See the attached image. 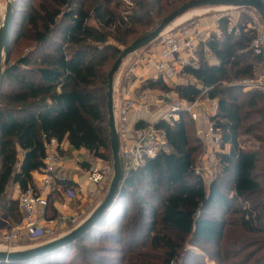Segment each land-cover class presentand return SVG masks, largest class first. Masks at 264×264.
<instances>
[{
  "label": "trees",
  "instance_id": "trees-1",
  "mask_svg": "<svg viewBox=\"0 0 264 264\" xmlns=\"http://www.w3.org/2000/svg\"><path fill=\"white\" fill-rule=\"evenodd\" d=\"M128 1H11L12 43L0 89V214L7 213L11 224L23 218L14 190L35 186L33 174L44 166L50 139L111 161L107 85L124 50L118 45L126 48L148 33L127 45L137 25L153 27L191 0ZM248 18L242 15L230 29L231 16H222L219 33L199 41L196 66L181 71L192 80L174 88L189 102L205 90L217 99L213 120L226 151L209 186L194 171L203 147L191 137L194 121L187 113L173 123L161 120L156 126L172 151L128 172L115 202L90 231L51 253L0 264H186L201 256L191 248L218 264H264V93L240 85L256 78L264 54L252 47L256 32L247 30ZM142 87L170 90L162 79H148ZM147 124L140 120L136 126ZM253 139L258 145L247 147ZM56 183L45 219L59 213L54 195L77 186L70 179ZM144 231L149 240L140 243ZM74 249L79 256H71Z\"/></svg>",
  "mask_w": 264,
  "mask_h": 264
},
{
  "label": "built area",
  "instance_id": "built-area-1",
  "mask_svg": "<svg viewBox=\"0 0 264 264\" xmlns=\"http://www.w3.org/2000/svg\"><path fill=\"white\" fill-rule=\"evenodd\" d=\"M249 9L247 30L253 29L256 32L252 47L256 54H264V21L256 10ZM222 16L224 15L218 17L215 22V32L219 33V20ZM236 25L237 22L231 18L230 29ZM198 40V34L186 25L166 30L151 44V49L138 56L136 62L126 71L125 78L129 80L127 84H132L131 77H137L139 81L137 70L141 67L143 69L141 79L156 78L155 73H158L168 82L173 74V72L170 73L173 66L175 67L174 74L179 71L177 66L180 69L186 65L196 66ZM208 57L212 59V54L208 53ZM142 82L141 80V84ZM240 85L244 91L260 90L264 93V74L260 78L245 79ZM115 92H117L116 89L114 91V112L120 136L121 159L126 174L144 167L148 159L155 158L160 153H170L172 149L167 136L162 129L156 126V123L161 120L173 123L180 119L182 113H187L195 123L199 124L197 136L203 144L201 155L194 169L195 174L202 176L205 182L211 183L214 172L219 167V155L226 151L222 136L213 120L218 107L216 98L208 95L206 101L198 98L189 102L182 98L175 89L157 91L143 87L137 89L132 97H127L119 91L117 94ZM151 97L158 99L157 103L165 105L166 109L156 121L148 123L143 128H134L130 124L131 114L148 111L151 107L149 102ZM205 103L207 106L203 108L202 105ZM137 132L138 134L134 135ZM60 149H62V143L60 144L57 139L52 138L46 142L44 166L36 171L42 176L41 182L21 191L18 198L23 213L21 223L11 224L7 213L0 214V228L3 230L1 234L3 241L0 248L17 249L20 247L21 240L26 237L40 240L50 239L62 233L63 230L69 231L83 221L82 213L73 212L67 208H62L56 218L45 219V224L39 221L40 215L43 216L44 210L49 205L57 180L63 179L57 176V169L63 165ZM112 176V167L102 159L91 163L86 168L90 199L88 203L90 201L92 203V200L99 197L104 186L109 185ZM53 202L58 205L59 200L55 197Z\"/></svg>",
  "mask_w": 264,
  "mask_h": 264
},
{
  "label": "water",
  "instance_id": "water-1",
  "mask_svg": "<svg viewBox=\"0 0 264 264\" xmlns=\"http://www.w3.org/2000/svg\"><path fill=\"white\" fill-rule=\"evenodd\" d=\"M228 6L232 8H251L258 12L264 21V1L263 0H191L179 9L173 11L150 32L138 37L132 44L124 48L108 75L107 85V108L109 133L112 151L113 176L107 187L103 198L96 207L83 219L77 226L65 233L57 234L55 237L45 240H39L35 243L25 245L19 249L0 248V262L24 261L51 253L61 249L82 238L98 222L106 209H108L116 200L121 184L126 177L120 152V136L117 128L114 112V91L116 77L121 69L124 60L152 44L166 30L171 29V25L189 10L200 7H219ZM13 4L6 0L5 13L3 21L0 24V89L2 86L5 65L8 62L9 50L12 43L13 33Z\"/></svg>",
  "mask_w": 264,
  "mask_h": 264
},
{
  "label": "rangeland",
  "instance_id": "rangeland-1",
  "mask_svg": "<svg viewBox=\"0 0 264 264\" xmlns=\"http://www.w3.org/2000/svg\"><path fill=\"white\" fill-rule=\"evenodd\" d=\"M9 1L11 2V1H13V0H9ZM120 1L123 2V5H127V4L129 3L128 0H120ZM5 6H6V0H0V13H2V14H0V24H1L2 21H3V16H4V13H5ZM1 7H2V8H1ZM204 8H209L208 11H207L206 13H203V14H201V15L195 16V17H193L192 19H190V20H188L187 22H185V23L182 24V25H184V26H185V25H186V26H189V27L193 30L194 33H197V34H198V37H199L198 43H199V41H202V42L206 41V39L209 38L210 34H211L213 31H215V29H216V28H215V22H216L217 18L220 17L221 15L228 14L229 16H231L232 20H234L235 22H238L239 19H240V17H241L242 15H248L249 12H250V9H249V8H246V9H245V8H239V9H238V8H231V9H228V10H225L224 12H222V11H217V10L215 11L213 8L210 9V7H200V9H204ZM196 9H199V8H196ZM161 18H162V17H161ZM161 18H160V20H159V21H158L153 27H150V28H146V26L143 25V24H139V25H137L136 28L138 29L139 32H138L135 36H133L134 38H132L131 41H130L127 45H129V44H130L134 39H136L138 36H140V35L146 33L147 31L149 32V31H151L153 28H155V27L159 24V22L161 21ZM182 25H179V26H177V27H178V28H179V27H182ZM118 46H119V48H120L121 51L125 48V46H123V45H118ZM151 46H152V45L150 44L149 46L142 48L141 50L137 51L136 53L132 54L131 56L127 57V58L124 60L122 66H121V69H120V71H119L120 75H121V73H122V81H121V84H120V88H118V87L115 88L116 91H117V92H115L116 94L118 93V91L121 92V90L124 88V86H126V87L129 86V85L127 84V82H129V80H127V78H125V73H126V71L132 66V64H134V63L136 62L138 56L143 55V53L149 51V50L151 49ZM26 50H27V49H26ZM26 50H25V51H26ZM17 54H18V51L15 52V53L13 54L12 59H14V58L16 57ZM196 56L198 57L197 54H196ZM197 59H198V58H197ZM124 64H125V65H124ZM177 67H178V69H179V71H178L177 74H174V73H175V67H174V66L172 67V71H170V73L173 72V74H172L171 78H169L168 82L165 81V80L162 78V76L158 75V73H157V74L155 73V77H156V78H148V79H154V80L162 79V81L170 87V90H167V91H171V90H173L177 85L192 80V77H191L190 75L187 76V75L181 73V71H182L183 68L180 69L179 66H177ZM256 71H257L256 78H257V77L260 78V76L264 74V67L257 68ZM119 73H118L117 77L119 76ZM136 78H137V77H131V82L134 81V80H136ZM139 79H141V78H139ZM148 79H147V80H148ZM141 80H142L143 82H142V84H140L141 82H139L140 86L138 87V89L142 88L144 82L146 81V80H143V79H141ZM115 87H116V86H115ZM126 87H125V88H126ZM155 90L160 91V90H164V89L157 88V89H155ZM134 93H136V91H135ZM208 95H209L208 91H207V92H204V94H203V96H202V98H203L204 101H206V98H207ZM203 106H204V107H203ZM206 106H207V103H205L204 105H202L203 108H206ZM159 116H160V115H159ZM106 127H107V130H108V133H109V124H108V121L106 122ZM198 128H199V124L194 122L193 129H192V131H191V137H192V138H193V134L197 136ZM197 137H198V136H197ZM254 144L258 145V143L253 139L252 142L247 143L246 146H247V147H251V146L253 147ZM111 152H112V151H111ZM76 154H77V153H76ZM110 155H111V154H110ZM78 156H79L80 159L82 158V159H81L82 161L87 160V159H90V161H91L90 163H95V162H97V161H100V159L93 158V157L91 156V154H89V155H85V154L79 153ZM111 157H112V156H111ZM103 161H104V160H103ZM104 162H106L108 165H110V166L112 167V158H111V161H110V162H107V161H104ZM112 169H113V167H112ZM259 172H260V171H259ZM218 173H219V167L216 168V170H215V172H214V177H215L216 175H218ZM214 177H213V178H214ZM213 178H212V179H213ZM87 182H88V181H87ZM206 185L209 186V182L206 181ZM106 186H107V185H106ZM107 187H108V186H107ZM107 187L104 186V189H103V190L101 191V193L98 195L99 197H98L97 199H95V200H92V201H93V203H92V204H93V208H92V209H89V211L87 212V214L90 213V212L96 207V205L98 204V202L103 198V196H104L105 193H106ZM74 191H75V190H73V191H71V190H70V191H67V194H72ZM87 196H88V198H89V195H87ZM57 197H58V199H59V196H58V195H57ZM100 198H101V199H100ZM59 200H60V199H59ZM89 200H90V199H89ZM92 204H91L89 207H91ZM82 215H84L83 218H85L86 213L83 212ZM56 235H57V234H56ZM251 237H255V236L252 235ZM139 238H140V243L149 240L148 237H147V233H146L145 231L142 232V234L139 235ZM41 239H43V238H41ZM24 240H25V239H24ZM24 240H21L22 243H21V242H20V243L23 244V243H24ZM2 241H3V239H2V235L0 234V244L2 243ZM88 245H91L92 247H93V246H94V247H97V246L100 245V243H93V244H92V243H89ZM144 249H146V248H144ZM251 249H252V248H251ZM191 250L194 251V252H196V253H199V255H201V256H200V259H198L196 262L191 261V260H188V261L186 262V264H218L216 261H214V259H213L211 256H209V255L206 254V253H203V251H201V250H197V249H195V248H191ZM249 251H250V250H249ZM75 253H76V254L78 253L77 256L80 255V252H79V251L76 252L75 249H74V250L72 251L71 256H72V257L75 256ZM112 254H113V255H117L116 252H112ZM77 256H76V257H77ZM78 260L80 261L81 258L79 257ZM171 264H178V263L175 262V263H171Z\"/></svg>",
  "mask_w": 264,
  "mask_h": 264
},
{
  "label": "crops",
  "instance_id": "crops-1",
  "mask_svg": "<svg viewBox=\"0 0 264 264\" xmlns=\"http://www.w3.org/2000/svg\"><path fill=\"white\" fill-rule=\"evenodd\" d=\"M2 14V13H0ZM137 75L139 76V78L141 77L142 73H143V69L142 67L139 68L137 70ZM153 75V74H151ZM139 81L134 80L132 82L131 85H129L128 87L124 86V88L121 90V94H124L127 97H132L134 92L138 89V87L140 86L139 82H141V79H139ZM122 81V73L119 76L116 77V82H115V88H120V84ZM126 87V88H125ZM157 100L155 97H151L149 99V102L151 104V107L148 111L145 112H141V113H132L130 116V124L136 128L137 123L140 120H144L147 123H151L154 122L158 119L159 115L166 109V107H164L165 105L162 104H158ZM138 129V127H137ZM138 134L135 133L134 135ZM77 153V154H76ZM82 153L85 155H89L90 151H88L87 149H81V150H77L75 148H73L67 140L63 141L62 143V151H61V156L63 159V165L62 167L57 169V176L58 178H63L60 180H64V179H70L73 182H75V184H77V186L75 187V191L72 194H67L66 191H62V193L54 195L53 199L58 195V197H56L59 200L58 205L55 204L56 209L58 210V212L62 209V208H67L70 209L73 212H80L86 213V216L89 214H87V212L89 211V209L93 208V202L91 203V201L88 203L89 198H88V190H89V183L87 182V178H86V168L82 167V163L83 162H91L90 159L84 160L82 161L78 154ZM33 178H34V184L38 185L41 182V174L34 172L33 174ZM58 184L56 183L55 186H57ZM55 190V189H54ZM58 190L60 191V187L58 186ZM21 193V190L19 188V186H16L15 190H14V199H18L19 195ZM88 203V205H87ZM91 207H88L89 205H91ZM40 223L45 224V218L40 215L39 218ZM25 232L27 233V230H25ZM67 232V230H63L62 233ZM3 233L2 228H0V234ZM25 239V240H24ZM24 243L19 244L20 247H18L17 249L24 247L25 245L28 244H32L30 241L32 239H30L29 237L24 238ZM35 243V242H33Z\"/></svg>",
  "mask_w": 264,
  "mask_h": 264
},
{
  "label": "bare ground",
  "instance_id": "bare-ground-1",
  "mask_svg": "<svg viewBox=\"0 0 264 264\" xmlns=\"http://www.w3.org/2000/svg\"><path fill=\"white\" fill-rule=\"evenodd\" d=\"M2 8V7H1ZM232 7L228 6H219V7H214L213 9L216 11H225L228 9H231ZM209 8H204V9H192L189 10L187 13L182 15L180 18H178L170 27H177L179 25H182L183 23L187 22L188 20L192 19L195 16L201 15L203 13H206ZM211 9V8H210ZM125 65V64H124Z\"/></svg>",
  "mask_w": 264,
  "mask_h": 264
}]
</instances>
